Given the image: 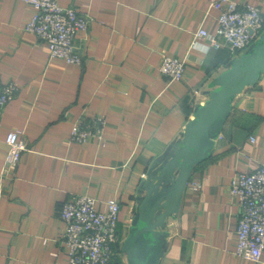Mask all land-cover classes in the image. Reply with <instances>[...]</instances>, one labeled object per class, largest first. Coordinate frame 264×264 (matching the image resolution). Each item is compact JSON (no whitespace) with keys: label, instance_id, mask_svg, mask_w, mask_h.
<instances>
[{"label":"crops","instance_id":"1","mask_svg":"<svg viewBox=\"0 0 264 264\" xmlns=\"http://www.w3.org/2000/svg\"><path fill=\"white\" fill-rule=\"evenodd\" d=\"M264 7V0H236ZM216 0H59L90 22L75 38L78 63L50 56L27 24L37 9L0 0V88L17 89L0 119V264H67L60 210L75 194H91L104 209L117 198L119 262L123 242L143 204L169 200L179 176L174 158L184 129L208 97L212 80L235 57L207 47L194 34L213 31ZM163 54L185 58L169 80L158 69ZM105 120L101 138L82 142L72 127ZM16 132L26 150L6 166L5 136ZM210 156L196 164L176 212L160 220L156 264H264L236 254L239 207L231 178L264 161V73L231 99V111L213 135ZM173 165L165 174L164 165ZM161 226L163 228H161Z\"/></svg>","mask_w":264,"mask_h":264},{"label":"built area","instance_id":"2","mask_svg":"<svg viewBox=\"0 0 264 264\" xmlns=\"http://www.w3.org/2000/svg\"><path fill=\"white\" fill-rule=\"evenodd\" d=\"M37 12L28 22L33 31L49 48L50 56L69 63H78L75 38L86 30L90 20L72 6L61 7L59 0H23ZM219 13L213 31L200 27L194 34L206 41L207 47L224 48L237 58L254 47L264 36V7L246 4L239 8L236 0H216ZM246 49V50H245ZM185 58L163 54L159 72L169 80H178L186 70ZM17 86L8 81L0 88V119L8 100ZM105 120H86L72 127V137L82 142L90 136L101 138ZM8 145L6 166L12 167L26 150L16 132L5 136ZM230 193L236 198L239 216L236 227V254L257 261L264 253V161L251 171L239 170L231 178ZM101 209L91 194H75L65 200L60 210L63 236L68 247L67 264H113L118 256L114 249L121 244L118 234L117 198L106 200Z\"/></svg>","mask_w":264,"mask_h":264},{"label":"water","instance_id":"3","mask_svg":"<svg viewBox=\"0 0 264 264\" xmlns=\"http://www.w3.org/2000/svg\"><path fill=\"white\" fill-rule=\"evenodd\" d=\"M261 73H264V36L215 76L207 99L187 121L184 144L173 159L176 165H180V172L171 198L162 204L165 209L160 214L156 213L159 206L143 204L134 215L122 248L128 255V264H156L162 249V242L157 237L166 233L158 228L162 216L178 210L179 199L192 168L210 156L214 145L213 135L221 131L228 118L231 99L245 86L256 83ZM172 167L166 164L162 171L168 175Z\"/></svg>","mask_w":264,"mask_h":264},{"label":"trees","instance_id":"4","mask_svg":"<svg viewBox=\"0 0 264 264\" xmlns=\"http://www.w3.org/2000/svg\"><path fill=\"white\" fill-rule=\"evenodd\" d=\"M118 259H119V258L116 257V260H115V262H114L113 264H117V263L119 262Z\"/></svg>","mask_w":264,"mask_h":264},{"label":"rangeland","instance_id":"5","mask_svg":"<svg viewBox=\"0 0 264 264\" xmlns=\"http://www.w3.org/2000/svg\"><path fill=\"white\" fill-rule=\"evenodd\" d=\"M252 48H253V47H252ZM245 50H246V49H245ZM248 50H249V48H248ZM246 51H247V50H246ZM246 51H245V52H246ZM159 226H160V225H159ZM159 226H158V228H159ZM161 228H163V227L161 226Z\"/></svg>","mask_w":264,"mask_h":264}]
</instances>
